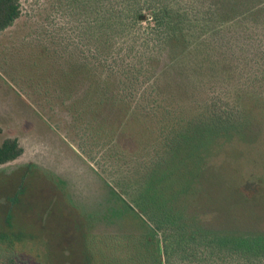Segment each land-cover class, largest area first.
Segmentation results:
<instances>
[{
	"label": "trees",
	"instance_id": "1",
	"mask_svg": "<svg viewBox=\"0 0 264 264\" xmlns=\"http://www.w3.org/2000/svg\"><path fill=\"white\" fill-rule=\"evenodd\" d=\"M68 1L81 53H68L60 92L70 95L83 156L115 193L95 219L115 230L89 229L88 264H162L161 243L170 249L166 264H264V232L210 224L188 202L197 184L230 190L223 178L203 177L208 148L259 137L264 0ZM20 16L19 0H0V34ZM132 123L140 129L135 149L116 134ZM22 152L17 139H4L0 166ZM133 222L148 227L147 237ZM144 247L155 257H141Z\"/></svg>",
	"mask_w": 264,
	"mask_h": 264
},
{
	"label": "rangeland",
	"instance_id": "2",
	"mask_svg": "<svg viewBox=\"0 0 264 264\" xmlns=\"http://www.w3.org/2000/svg\"><path fill=\"white\" fill-rule=\"evenodd\" d=\"M19 3L21 16L0 34V143L15 138L23 149L19 158L0 166V235H7L0 264H88L89 229L94 234L115 230L95 222L115 193L83 156L66 110L70 95L60 92L65 68L73 63L68 53L77 52L72 58L81 53L78 15L68 0ZM245 50L249 55L255 48ZM256 115L261 129L254 143L207 147L203 177L223 178L230 190L201 192L197 184L188 201L204 221L224 224L234 233L264 232V108L256 109ZM118 128L116 134L135 149L139 127ZM133 229L146 237L150 232L144 224ZM148 247L141 257H155ZM159 249L156 257L166 264L170 249L163 243Z\"/></svg>",
	"mask_w": 264,
	"mask_h": 264
},
{
	"label": "flooded vegetation",
	"instance_id": "3",
	"mask_svg": "<svg viewBox=\"0 0 264 264\" xmlns=\"http://www.w3.org/2000/svg\"><path fill=\"white\" fill-rule=\"evenodd\" d=\"M21 148H22V147H21ZM22 150H23V149H22ZM22 154H23V152H22ZM22 154H21V155H22Z\"/></svg>",
	"mask_w": 264,
	"mask_h": 264
}]
</instances>
